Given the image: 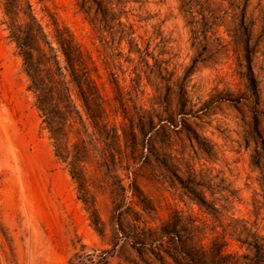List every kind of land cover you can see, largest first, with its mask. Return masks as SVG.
<instances>
[{
  "label": "rangeland",
  "instance_id": "obj_1",
  "mask_svg": "<svg viewBox=\"0 0 264 264\" xmlns=\"http://www.w3.org/2000/svg\"><path fill=\"white\" fill-rule=\"evenodd\" d=\"M27 1L81 156H55L0 0V264H264V0ZM56 30L90 59L100 129Z\"/></svg>",
  "mask_w": 264,
  "mask_h": 264
},
{
  "label": "trees",
  "instance_id": "obj_2",
  "mask_svg": "<svg viewBox=\"0 0 264 264\" xmlns=\"http://www.w3.org/2000/svg\"><path fill=\"white\" fill-rule=\"evenodd\" d=\"M249 1L237 0L235 4L242 18L245 16ZM3 6L4 16L10 20V24L8 25L10 38L16 43L19 49L24 70L31 82L30 88L36 93V107L41 113L43 123L53 140L55 156L63 162L68 161L70 156L73 160H79L81 156L79 152L71 154L64 146L68 139V133L64 129L63 122L74 119L73 122L77 123V118H80V115L75 108H71L70 106L69 88L65 86L66 83L64 81L60 80V78L65 79L66 75L62 71L56 55H48L45 51V47H48L49 52L53 53L54 48L52 43L47 40V36L33 16L27 0H3ZM24 6L30 10V13L25 12ZM21 12L24 14L23 18L20 17ZM19 20H23L24 22L22 30L18 26ZM56 40L60 51L65 57L68 70L78 89L92 125L100 129V122L105 120L107 113L102 103L101 94L91 74L93 70L88 66L90 59L85 56L79 45L68 32L60 33L59 30H56ZM33 44L35 48L32 46ZM33 48L36 54L31 51ZM249 69L251 74L249 78L251 89L256 93V81L251 68ZM70 165L73 178L79 181L80 174L76 166L72 163ZM83 202L85 204L88 203L86 197L83 198ZM162 228L163 231H166L165 226ZM188 257L192 261L194 260L192 255L189 254ZM103 259V264H105V258ZM220 263H226L225 256L222 254L218 255L212 261V264Z\"/></svg>",
  "mask_w": 264,
  "mask_h": 264
}]
</instances>
